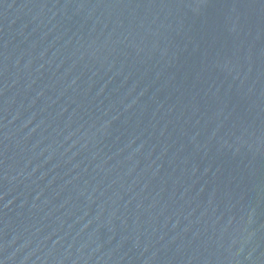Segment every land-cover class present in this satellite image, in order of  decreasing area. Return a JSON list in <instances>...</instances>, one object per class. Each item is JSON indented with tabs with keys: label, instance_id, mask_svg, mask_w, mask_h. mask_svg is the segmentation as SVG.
Segmentation results:
<instances>
[{
	"label": "water",
	"instance_id": "95a60500",
	"mask_svg": "<svg viewBox=\"0 0 264 264\" xmlns=\"http://www.w3.org/2000/svg\"><path fill=\"white\" fill-rule=\"evenodd\" d=\"M0 264H264V0H0Z\"/></svg>",
	"mask_w": 264,
	"mask_h": 264
}]
</instances>
